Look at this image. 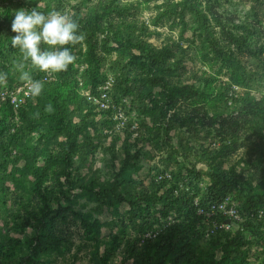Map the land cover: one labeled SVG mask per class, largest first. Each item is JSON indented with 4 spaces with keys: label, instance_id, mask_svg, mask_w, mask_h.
<instances>
[{
    "label": "trees",
    "instance_id": "1",
    "mask_svg": "<svg viewBox=\"0 0 264 264\" xmlns=\"http://www.w3.org/2000/svg\"><path fill=\"white\" fill-rule=\"evenodd\" d=\"M20 1L0 0V73H7L0 97L23 84L11 71L20 59L11 46L13 9ZM29 1L39 9L51 1L53 9L68 10L86 40L72 49L78 59L68 71L50 76L32 71L33 78L46 79L40 97L19 108L0 98V264H52L68 243L62 226L72 215L88 238L96 236L92 264H264V173L245 178L237 168L238 163L264 166V92L252 91L240 58L249 52L264 67V43L256 37L264 0H166L155 5V25L176 16L181 28L178 40L161 45L149 40L160 33L139 21L134 3ZM228 5L244 6L252 26H237ZM186 13L194 18L203 48L231 72L217 93L206 86L212 75H186L194 65L182 45L190 41ZM112 54L113 73L106 74L104 64ZM108 76L115 79L111 95L128 116L120 131L112 111L88 98L98 96ZM80 86L88 91L81 94ZM49 104L50 112L45 111ZM144 130L180 158L165 160L178 162L171 179L156 181L165 171L149 165L155 151L141 137ZM248 140L245 153L255 159L240 157L231 165L234 152ZM101 154L111 163L109 179L92 174ZM144 161L149 169L143 176ZM227 196L244 220L206 236L210 220L199 210L207 212ZM83 197L97 204L89 215L74 209V201ZM260 211L262 219L250 217Z\"/></svg>",
    "mask_w": 264,
    "mask_h": 264
},
{
    "label": "rangeland",
    "instance_id": "2",
    "mask_svg": "<svg viewBox=\"0 0 264 264\" xmlns=\"http://www.w3.org/2000/svg\"><path fill=\"white\" fill-rule=\"evenodd\" d=\"M123 1L134 3L135 8L133 10L136 16L139 18V21L144 22L147 26H149L151 30L156 29L160 33L156 37L155 36L150 37L149 39L150 41H152L156 45H161L163 43H166L168 39L178 40L180 35L181 25L179 24V19L176 16H172L169 19H165L158 26H156L154 22V16L156 13L155 5H159L166 0H149V1L123 0ZM43 2L45 3L42 4L43 6L40 4L41 5L40 9L37 7L38 10L47 12L53 9V5L51 1H43ZM29 4H30L29 0H21L18 5L14 6L13 9L14 15L17 10L22 8H26V9L36 8V6ZM227 8L229 12L226 13L228 15L235 14L237 18L236 19L237 26H241V25L252 26L251 24L254 23L252 18L249 15H247L248 14L247 9L244 6L228 5ZM231 12L234 14H232ZM185 21L187 22V31L185 36L187 37V39H190V41L189 42L184 41L182 45L187 49L188 57H191L194 61V65L191 68L189 66L190 71L186 75L187 76L191 75V72L193 73L196 72L198 75H202L203 73L212 75L214 77L213 82L209 83L206 86L209 87L211 91H215L217 93L219 91L221 82L229 81L231 72L226 67L221 65L222 63L219 62V60H216V58L212 53H210L208 48H203L200 38L198 37L197 33L194 31V27L196 26V23L190 13H186ZM9 29L10 27L8 26V31ZM260 32H261L260 34H256V37H259L261 42L264 43V14L262 15V29L260 30ZM253 46H255L254 43ZM18 54L20 57L19 51ZM113 56L114 54L108 55L107 60L104 64L103 70L104 73L106 74L113 73L111 70ZM261 57H262L261 60L264 62V53L261 55ZM240 58L243 64H245L247 68V77H245V80L250 84V88L252 89V91L256 93H259L260 91L264 92V67L260 64L257 58L251 56L249 52H245L244 54L241 55ZM25 65H26L25 70L29 71L31 74L32 71L37 70L31 66L30 61L25 62ZM14 69L16 73L15 77L19 79L20 71L17 69L16 65H14L11 71H13ZM202 86L204 87V84H202ZM237 86H238L237 89L238 91H240V93H243L245 91V88L242 85H237ZM133 89L136 91V93L138 92L137 88H133ZM86 91H88L86 87L80 86L79 92L81 94ZM154 115L156 119V113H154ZM146 120L150 121V118H146ZM153 121H154V117H153ZM117 131H120V129H117ZM141 133H142L141 134L142 138L149 139L151 144L150 147L155 151L154 152L155 157L152 159L150 164L148 163V161H144L145 170L142 171V175L144 176L148 172L149 169L148 164L156 165L162 171H169L171 173L177 170L178 167L177 161L170 160L169 162H166L165 160L168 155L169 157L173 156L177 160L180 158L176 154H174L171 149L162 148V145H160L161 139L157 136H154L152 131L146 133V131L144 130ZM172 143L177 144L176 136H174V140L172 141ZM247 147L248 148L250 147L249 140L246 142L245 146L239 148L236 152H234L230 162L231 165L237 164L239 162L238 160L240 159V157H244V159L249 162L255 159V158H250V156L253 155V153H251V155L245 153V148ZM191 159L194 158L191 156ZM261 167L262 168H256L253 167L252 165L248 166L244 163L237 164L238 170L242 169L245 171L243 174L245 178H251V173L255 171L264 173V166ZM110 172H111L110 160L104 154H101L99 160L96 161V163L92 167V174L95 175V177L99 178L100 180H103L104 178L106 179L110 178L111 176ZM76 195L81 196V193L79 192ZM73 206L76 211H82L85 215H89L91 211L94 209V207L97 206V204L90 202L88 199H86V197H83L75 200ZM70 221L71 222L67 223L66 226H62L64 233L67 236L66 239L68 243L62 246L61 252H57L53 255L52 264H92L90 262V252H91V247L94 245V241H95L94 237L96 236L93 235V239L88 238L85 232V227L83 226V223L81 222L80 219L74 218L72 215Z\"/></svg>",
    "mask_w": 264,
    "mask_h": 264
},
{
    "label": "clouds",
    "instance_id": "3",
    "mask_svg": "<svg viewBox=\"0 0 264 264\" xmlns=\"http://www.w3.org/2000/svg\"><path fill=\"white\" fill-rule=\"evenodd\" d=\"M15 35L11 46L18 49L20 61L16 64L27 95L38 98L42 95L46 79H35L25 70V62L47 75L68 71L77 62L73 48L86 40L80 24L66 11L56 9L47 12L38 8H22L15 12L11 23ZM7 81V73H0V85ZM45 111H52L46 106Z\"/></svg>",
    "mask_w": 264,
    "mask_h": 264
},
{
    "label": "built area",
    "instance_id": "4",
    "mask_svg": "<svg viewBox=\"0 0 264 264\" xmlns=\"http://www.w3.org/2000/svg\"><path fill=\"white\" fill-rule=\"evenodd\" d=\"M114 84L115 79L112 76H108L99 86L98 96L91 94L88 96V98L95 105H97L99 109L112 111V118L116 122L115 129L117 130L122 129L125 126L128 116L124 108L116 103L113 99V96L111 95ZM236 90H238L237 87ZM30 97L31 96L27 95L26 88L24 87L23 83L22 85H19L12 90H4L1 93L0 98L2 101H9L15 108H19ZM123 103H127L126 99L123 100ZM138 129V124L134 123L132 125V130L134 131L133 136L138 135ZM171 178V173L169 171H165L157 176L156 181ZM199 213L205 214L210 220V226L207 229L206 236L212 235L217 230H230L235 222L244 220V217L240 214L237 208V203L231 198V196H227L220 203L212 205L211 208L207 210V212L200 209ZM220 216L226 217V220H221ZM250 217H257L259 219H262L263 211H260L258 213H251ZM170 220H172V218H170ZM147 236H150V234H148Z\"/></svg>",
    "mask_w": 264,
    "mask_h": 264
}]
</instances>
